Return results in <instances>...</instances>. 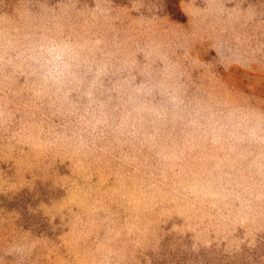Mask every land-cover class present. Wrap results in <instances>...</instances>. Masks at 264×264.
<instances>
[{"label": "rangeland", "instance_id": "obj_1", "mask_svg": "<svg viewBox=\"0 0 264 264\" xmlns=\"http://www.w3.org/2000/svg\"><path fill=\"white\" fill-rule=\"evenodd\" d=\"M0 264H264V0H0Z\"/></svg>", "mask_w": 264, "mask_h": 264}]
</instances>
